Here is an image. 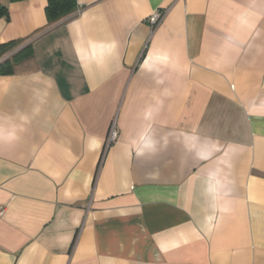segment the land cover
<instances>
[{"label": "crops", "instance_id": "1", "mask_svg": "<svg viewBox=\"0 0 264 264\" xmlns=\"http://www.w3.org/2000/svg\"><path fill=\"white\" fill-rule=\"evenodd\" d=\"M0 2V264H264V0Z\"/></svg>", "mask_w": 264, "mask_h": 264}, {"label": "trees", "instance_id": "2", "mask_svg": "<svg viewBox=\"0 0 264 264\" xmlns=\"http://www.w3.org/2000/svg\"><path fill=\"white\" fill-rule=\"evenodd\" d=\"M9 3H17L28 0H8ZM46 16L49 24L56 23L70 15L78 9L77 0H47ZM9 16L8 5L0 2V18ZM14 42L0 44V58L8 52ZM34 55L32 46L22 49L19 53L13 56L10 60L0 64V75L9 76L15 73V67L22 61L31 58Z\"/></svg>", "mask_w": 264, "mask_h": 264}, {"label": "built area", "instance_id": "3", "mask_svg": "<svg viewBox=\"0 0 264 264\" xmlns=\"http://www.w3.org/2000/svg\"><path fill=\"white\" fill-rule=\"evenodd\" d=\"M166 17V12L158 11L156 12L149 20V24L152 30H155L162 24ZM119 138V131L117 129L116 123L114 122L110 127L107 140H106V149L109 148L112 144H114ZM4 214V210H0V216Z\"/></svg>", "mask_w": 264, "mask_h": 264}, {"label": "clouds", "instance_id": "4", "mask_svg": "<svg viewBox=\"0 0 264 264\" xmlns=\"http://www.w3.org/2000/svg\"><path fill=\"white\" fill-rule=\"evenodd\" d=\"M19 139L18 129L15 127L10 128L8 131H4L0 128V142L4 144H13Z\"/></svg>", "mask_w": 264, "mask_h": 264}]
</instances>
